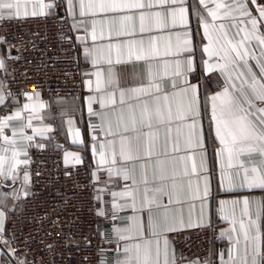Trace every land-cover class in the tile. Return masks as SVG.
Returning a JSON list of instances; mask_svg holds the SVG:
<instances>
[{"label":"snow or ice","instance_id":"obj_1","mask_svg":"<svg viewBox=\"0 0 264 264\" xmlns=\"http://www.w3.org/2000/svg\"><path fill=\"white\" fill-rule=\"evenodd\" d=\"M199 4L192 13L187 0H67L92 66L82 80L95 121L92 176L98 182L106 173L116 189L107 193L111 214L96 213L110 222L112 264H213L178 256L174 243L187 229L209 227L213 205L229 223L221 233L228 247L220 264H264V0ZM57 7L55 0H0V21L48 16ZM193 14L207 41L199 56ZM5 45L14 47L0 38V72L10 75L8 62L19 57ZM5 84L0 78V105L8 97L19 103ZM21 94L27 102L0 115V181L13 185L0 191L4 244L9 203L30 194L29 149L43 147L34 137L52 131L33 127L36 113L48 106L40 93ZM67 123L73 142L85 144L73 120ZM64 162L79 165L82 158L65 152ZM256 190L261 198L250 199ZM220 192L238 198L216 201ZM98 264H108L107 258Z\"/></svg>","mask_w":264,"mask_h":264},{"label":"built area","instance_id":"obj_2","mask_svg":"<svg viewBox=\"0 0 264 264\" xmlns=\"http://www.w3.org/2000/svg\"><path fill=\"white\" fill-rule=\"evenodd\" d=\"M55 1L59 7L52 15L0 21L1 37L14 46L9 49L10 56L19 57L8 62L5 91L11 90L21 103L27 102L24 92H38L47 98L89 95L82 82L83 66L72 20L64 1ZM209 86L216 90L215 81ZM29 155L31 192L20 211L9 216L3 237L8 243L0 240V251L11 264L23 259L28 264H98L103 257L112 264L116 254L110 222L96 214L99 208L111 214L107 193L116 189L105 180L106 173L100 172L102 181L97 182L91 161L66 165L58 148L33 146ZM99 189L105 191L98 193ZM98 194L100 201L95 199ZM221 239L220 229L213 224L185 230L174 243L179 255L187 259L218 264L215 249Z\"/></svg>","mask_w":264,"mask_h":264},{"label":"crops","instance_id":"obj_3","mask_svg":"<svg viewBox=\"0 0 264 264\" xmlns=\"http://www.w3.org/2000/svg\"><path fill=\"white\" fill-rule=\"evenodd\" d=\"M63 1H64V6L67 10V0H63ZM187 2L189 5L192 6L191 7L192 13L195 12L196 8L201 7V5L199 4V0H187ZM55 11H56V8L53 10V13ZM70 18L73 24V19L71 16ZM77 19H79L78 16H77ZM190 24L193 30L194 44L200 46V47H197L196 49L197 56H199L200 48L202 47V44L206 43L207 41L203 39L202 27H200L197 24V20L194 14L190 16ZM73 31L75 34L76 42L79 46L80 60L83 66V74H84L86 72L92 71V66L85 59L83 55V45L77 39L79 35H83V30L73 29ZM0 38H2L1 33H0ZM4 48L10 54V50L6 46H4ZM253 63L255 62L253 61ZM0 78L4 79V73L0 72ZM87 97L85 98H73V97L47 98L40 94V99L42 101L47 102L48 106L45 109H41L36 113L37 118H34L32 121L33 127L40 128L44 125H48L52 128V131L44 135H36L34 137L33 144L34 145L42 144L43 145L42 148H58L62 151L63 159H64L65 152L79 154L82 158V161L89 160L96 167V157L93 155L92 148H91L92 129L90 127V124L93 123L94 121L90 120L88 117ZM22 104L23 103L21 102L15 103L13 99H10L8 97V99L5 101V105H0V115L8 114L9 112L14 111L16 108L22 106ZM62 111L68 112L69 115H62L61 114ZM209 115H210V112L208 115H205L203 117L205 126H207ZM25 116H27V113H25ZM69 118L73 120L74 127L80 130L81 138L86 141L85 144H78V143L73 142L72 131L70 130L69 125L67 123ZM27 132L29 135L32 134L31 129H27ZM208 143L210 145L212 143H215L214 133L209 138ZM29 153H30V149H29ZM67 165H74V163L70 162ZM105 180L108 181V177H106ZM99 181H102L100 177H99ZM12 186L13 185H11V181H8L6 183L0 181V191H5V190L11 191ZM19 186H20L19 182H17L16 185H14V187H17V188ZM30 192H31V186H30ZM245 195H248V193H245ZM261 195L262 194L260 193V191L256 190L253 194L249 196V198L259 200L261 198ZM25 198H26L25 196L21 195L20 200L11 201L9 203L8 216H10L14 212L20 211L22 207V202ZM233 198H238V197L230 196L223 192H220L216 196V201H219L221 199H233ZM197 213H198V208H197ZM208 223L209 225H213V224L217 225L221 233L229 227V223L223 220L218 214V211L215 205H213L210 208L209 215H208ZM261 224H262V230H264V219H262ZM6 226H7V223H6ZM194 228H190V229H194ZM190 229H187V230H190ZM227 247H228V241L226 238L222 237L220 244L215 249V256L218 259V264H220V254L222 252H226ZM177 255L179 256L178 250H177ZM0 264H11L9 259L1 251H0ZM185 264H186V261H185Z\"/></svg>","mask_w":264,"mask_h":264}]
</instances>
